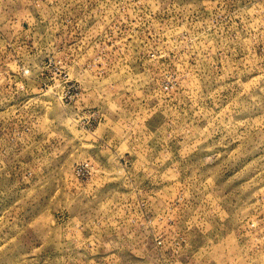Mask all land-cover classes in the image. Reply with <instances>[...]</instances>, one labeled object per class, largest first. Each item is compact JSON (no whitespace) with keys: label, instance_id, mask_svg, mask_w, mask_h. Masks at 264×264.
I'll return each mask as SVG.
<instances>
[{"label":"rangeland","instance_id":"374dc122","mask_svg":"<svg viewBox=\"0 0 264 264\" xmlns=\"http://www.w3.org/2000/svg\"><path fill=\"white\" fill-rule=\"evenodd\" d=\"M0 264H264V0H0Z\"/></svg>","mask_w":264,"mask_h":264},{"label":"built area","instance_id":"2783aa9c","mask_svg":"<svg viewBox=\"0 0 264 264\" xmlns=\"http://www.w3.org/2000/svg\"><path fill=\"white\" fill-rule=\"evenodd\" d=\"M65 93L64 97L66 100H70L73 96V93L78 89V85L72 79H65ZM99 113L96 110H92L88 108L85 114H80L79 118L82 120L84 124L87 126H91L98 118ZM94 170V163L89 159H84L73 166V172L78 178H86L89 174H91Z\"/></svg>","mask_w":264,"mask_h":264}]
</instances>
